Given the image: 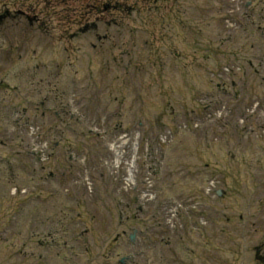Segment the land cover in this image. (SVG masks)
<instances>
[{
    "label": "rangeland",
    "instance_id": "1",
    "mask_svg": "<svg viewBox=\"0 0 264 264\" xmlns=\"http://www.w3.org/2000/svg\"><path fill=\"white\" fill-rule=\"evenodd\" d=\"M119 1L135 7V10H131L130 14L124 12L123 4H120L117 19L116 4L108 0H2L0 3V6L7 5L11 9H23L30 5L35 12H45L53 17V29L37 30L38 39L32 40L30 31L22 34L16 32L11 40L0 36V45L5 48L10 43L17 48L25 40L24 59H28L29 67L37 63V58L32 59L34 56H55L50 73L46 72L47 69L43 71V78L52 82L49 91L44 89L46 98L53 99L52 89L56 93V88H64L66 93L73 92L76 96L84 95L88 99L85 101V98L79 97L85 105L87 103V110L82 111L85 107L81 109L77 104L74 107V117L77 119L69 124V128L62 131L50 129L51 132H44L45 135L41 136L42 139L49 137L48 141L56 136L60 142L58 146H64L56 148L55 159L42 163L49 167L51 176L33 174L35 170H32L31 157L24 153L26 146L34 141L28 130H8L0 137L3 145L7 146L8 157H18L24 162L23 166L12 172L6 169L7 173H3V167L0 166V264H70V259L65 257L67 251L60 244L64 238L67 239L80 229L81 223L74 227L70 224L66 227L61 225L76 221V213L82 210L81 206L74 208L76 202L91 198L86 195L88 192L82 180L83 171L87 173L91 188L96 189L94 196L97 195L90 201V204L95 205L91 204V212L83 206L86 213L93 215L91 221L86 218L90 242L91 235L106 238V233H111L110 236L114 234L112 228L117 217L110 200L121 206L138 193L136 189H120L124 179L119 182L113 174L106 175L103 160L110 155L105 143L96 147L93 141L84 139L88 131L86 125L89 124L84 116L91 118L95 110L91 100L94 96L105 106L108 102L112 112H116L119 106L123 116L120 120L125 123L123 129L134 123L140 142L141 139L149 138L155 144L158 134L166 125H175L169 143L160 146L148 144V147L153 148V153L147 157L142 150L136 160V163H141V176L149 170V165L154 169L152 173L155 172L154 190L157 196L147 205H142L151 214L157 215L156 209L162 212L161 203L164 199L185 202L191 193L198 192L204 186L210 176L218 180L217 188L223 195L213 199L206 197L205 202H202L203 218L198 220L204 234L199 237V244L195 241L198 231H192L196 219L193 220L191 215L184 212L187 207L179 208L183 227L172 234L175 236L173 244L179 252L188 247L189 251L199 254V249L206 246L217 258L229 257L227 247L231 240L228 241L225 235L241 237L243 231V250L264 235V208L261 207L264 205V135L261 131L264 128V116L254 122L255 128L246 127L244 131L234 132L235 123L239 125L237 129L243 125L237 121L238 117H243V107L254 99L264 101V68L260 64L264 42L258 40L261 39L259 32L256 28L251 30L243 26V17L237 12L241 5L233 1ZM176 14L177 19L174 18ZM211 14L213 17H210ZM262 15L253 27L262 24L264 12ZM95 16L101 18L97 31L101 37L98 39L90 31L85 32V38L64 36V30H67L66 34L76 32L84 21ZM32 50L36 52L32 53ZM13 52L12 60L15 63L20 51ZM225 65L239 68L230 72L231 67ZM212 71L220 74L219 77L212 75V78L209 74ZM76 73H79L78 77ZM159 76L171 85V89L168 86L169 97L160 94L163 90L159 89L156 82ZM26 89L24 85L20 90ZM192 93L194 98L199 97L201 105L213 97L217 102L226 103L233 113L228 118L223 116V120L205 129L180 131L176 127L179 123L202 118V115L184 117L180 113L176 116V112L171 114L174 111L171 109L180 111L178 105ZM61 96L59 94L57 98ZM161 97L167 98V111L163 114L161 109L165 102ZM62 98L66 99L67 96ZM217 106L212 104L211 108ZM35 121L42 123L39 116ZM138 122L142 123L141 127ZM77 145L81 146L80 151L76 150ZM68 150L74 158L66 164ZM17 151L18 155H15ZM56 161L62 164L58 169ZM84 163L98 167L90 171L83 168ZM205 163L210 167H205ZM120 171L123 174L125 167L115 174L118 175ZM13 188L16 189L14 193ZM22 188H26L25 194L19 193ZM34 188L39 189L33 191ZM64 207L66 220L62 222L60 209ZM69 208L72 210L68 211ZM110 213H113V219ZM81 217L85 218L83 215ZM99 220L105 223L101 228L97 223ZM48 231L57 232L56 236L61 239L59 243L55 238L56 245L50 248L53 254L48 253L49 246H44L48 241ZM63 231L67 234L62 235ZM241 250L237 264L243 256ZM113 252L122 254L121 251ZM253 254V251L245 254L244 264H261L255 262ZM149 256L152 254L149 253ZM202 258L204 254L201 261Z\"/></svg>",
    "mask_w": 264,
    "mask_h": 264
},
{
    "label": "flooded vegetation",
    "instance_id": "2",
    "mask_svg": "<svg viewBox=\"0 0 264 264\" xmlns=\"http://www.w3.org/2000/svg\"><path fill=\"white\" fill-rule=\"evenodd\" d=\"M20 25H22V20H21V18H20ZM5 27L7 28V27H8V24H5ZM260 250H261V251L264 250L263 243L261 244V248H260ZM263 253H264V252H263Z\"/></svg>",
    "mask_w": 264,
    "mask_h": 264
}]
</instances>
